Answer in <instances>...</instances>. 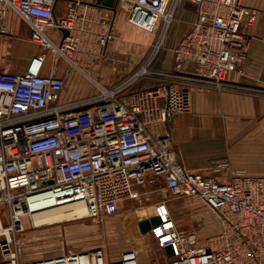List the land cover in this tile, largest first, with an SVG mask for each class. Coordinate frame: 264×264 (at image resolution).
Returning <instances> with one entry per match:
<instances>
[{"label":"built area","instance_id":"2783aa9c","mask_svg":"<svg viewBox=\"0 0 264 264\" xmlns=\"http://www.w3.org/2000/svg\"><path fill=\"white\" fill-rule=\"evenodd\" d=\"M57 1L0 0V32L2 22L14 14L28 26L31 42L50 52L55 64H66L61 76L55 70L40 74L43 57L34 59L23 75L0 73V203L8 208L7 223L0 219V236H5L0 264H19L11 237L24 231L22 219L31 204H79L85 217H110L122 202L139 197L136 188L154 185L158 177L172 196L200 202L221 226L202 248L193 232L162 219L149 234L159 249L170 247L167 264H264V178L235 176L219 182L191 174L175 154L171 132L149 133L152 126L166 127L173 117L191 113L190 92L180 84L235 88L226 77L248 53L247 29L255 12L245 8L244 0H118L125 4L127 22L149 34L161 23L164 34L179 1L196 7L192 29L173 50L172 71L160 75L166 83L132 94L126 104L118 99L120 87L99 88L87 99L62 103L71 71L84 74L82 64L111 38L107 20L93 6L63 0L66 14L57 17ZM47 30H64L67 36L55 44ZM139 76L150 74L145 70L134 77ZM213 172L231 174L224 162L216 163ZM30 264L141 263L134 250L108 262L96 249Z\"/></svg>","mask_w":264,"mask_h":264},{"label":"crops","instance_id":"0c3cea01","mask_svg":"<svg viewBox=\"0 0 264 264\" xmlns=\"http://www.w3.org/2000/svg\"><path fill=\"white\" fill-rule=\"evenodd\" d=\"M82 1L93 6L92 9L107 20L111 39L89 62L82 64L84 74L71 71L60 102L84 100L97 94L99 88L117 86L123 88L118 99L126 104L132 94L166 83L160 75L172 71L173 50L196 21L197 11L193 4L178 2L171 30L165 39L167 53L155 71L148 72L150 76L135 78L138 65L155 42L134 31V26L126 20L127 12L122 1L116 10L97 6L93 0ZM244 6L255 12V20L247 29L250 45L243 63L226 77V82L235 88L207 90L197 85L180 84L190 92L191 113L173 117L166 127L149 128L153 137L159 136L163 128L171 132L175 154L187 172L216 177L219 182H231L235 176L264 178V0H244ZM54 13L57 17L65 16L66 3L63 0L56 2ZM46 35L57 44L63 33L47 30ZM20 39L27 41L33 50L20 52L16 44ZM41 57L44 58L40 69L42 76H48L53 70L58 76L63 75L66 64L61 60L55 64L50 52L30 41L28 26L16 15H9L2 22L0 32V73L23 75L28 72L31 62ZM223 162L229 165L231 174L213 172L215 164ZM136 190L139 196H149L157 201L153 213L144 219L160 216L175 221L170 204L164 200V195L170 193L162 177H158L154 185ZM197 203V208L185 209L188 218L193 220L192 230L182 232H193L198 246L205 248L208 238L218 234L221 226L218 218L203 204ZM4 220L7 223V217ZM160 250L167 264L168 257L164 250Z\"/></svg>","mask_w":264,"mask_h":264},{"label":"rangeland","instance_id":"374dc122","mask_svg":"<svg viewBox=\"0 0 264 264\" xmlns=\"http://www.w3.org/2000/svg\"><path fill=\"white\" fill-rule=\"evenodd\" d=\"M173 17L174 13L164 34L162 33L163 23L152 34L134 27V31L140 36H145L151 40L150 42H155L141 60L135 75H140V72L146 67L147 72L151 69L155 71L159 61L163 60V56L167 53L165 39L171 30ZM20 33L25 35L24 31H20ZM160 37L163 40L158 43ZM16 44L22 53L33 50V47L25 40H17ZM164 200L171 206L170 212L177 229L180 231L192 230L193 220L188 218L185 209L193 210L198 207V203L193 199L177 198L170 194H165ZM156 202L155 198L139 196L136 199L122 202L115 215L99 219L85 217L84 210L79 204H74L72 207H51L30 213L31 217L24 216L22 219L24 231L17 234L15 238L11 237L17 251L18 263L30 264L40 259L101 249L108 262L117 260L116 258L123 251L134 250L138 254L141 264H166L164 254L158 248L152 235L149 233L140 234L137 227L140 220L153 213V206ZM7 215V206L0 203L2 225L6 224L4 219ZM4 240L5 236H0V243Z\"/></svg>","mask_w":264,"mask_h":264},{"label":"water","instance_id":"95a60500","mask_svg":"<svg viewBox=\"0 0 264 264\" xmlns=\"http://www.w3.org/2000/svg\"><path fill=\"white\" fill-rule=\"evenodd\" d=\"M97 6H102L108 9L116 10L118 5V0H93ZM63 36H67L66 31H62ZM162 222L160 216L150 217L148 219L141 220L137 223L138 229L140 234L145 235L148 234L153 228L159 226ZM164 251L169 258L171 256V249L170 247L164 248Z\"/></svg>","mask_w":264,"mask_h":264},{"label":"bare ground","instance_id":"6f19581e","mask_svg":"<svg viewBox=\"0 0 264 264\" xmlns=\"http://www.w3.org/2000/svg\"><path fill=\"white\" fill-rule=\"evenodd\" d=\"M145 70H146V68H144L143 71H145ZM51 206H53V204H49L46 201L45 202H41L39 204H31V207L27 208V210H26L27 217L28 216L31 217L30 213H33L35 211L44 210V209H47L48 207H51Z\"/></svg>","mask_w":264,"mask_h":264}]
</instances>
